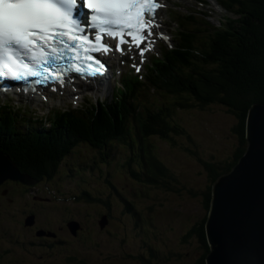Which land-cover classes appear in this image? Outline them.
I'll return each instance as SVG.
<instances>
[{
  "label": "trees",
  "instance_id": "1",
  "mask_svg": "<svg viewBox=\"0 0 264 264\" xmlns=\"http://www.w3.org/2000/svg\"><path fill=\"white\" fill-rule=\"evenodd\" d=\"M223 4L231 13L228 18L224 15L226 19L223 24H227L225 28L221 27L222 25L213 26L207 23L206 28L202 27L203 30H199V20L196 17H187L185 32L180 34L182 48L175 51V57H172L173 63H177L180 68V72L177 74L179 78L172 81L173 92L167 91L165 93L163 87H160V96L166 98L157 105L162 111L159 113L156 111L150 113L152 110L148 111L147 116L139 120V140L142 137L144 142L143 144L139 143L141 147L137 149L135 155H138L141 159L137 160L136 157H133L138 163L137 169H135V172L132 170L131 173L129 172L130 178L121 179L123 181L122 186L127 185V188L113 189L114 192L117 190L116 202L111 200L110 195L105 196L104 187L108 183L109 177H106L102 182L100 178L92 184L95 193L91 196L90 192L84 191V178L77 179L79 174L74 171L67 174V178L74 181L68 184L75 185L76 183V186L84 191L76 198H68V200L78 201L80 196H83L86 199L81 204V208H83L82 213H80L82 226L90 223L94 224L103 220L104 217L107 220L106 225H111V223L117 221L119 215L122 217L125 215V211L121 210L120 212L118 210L120 205H124L123 207L128 208V211H132L133 218L138 221L144 214L141 211H134L136 209L133 200L135 197L141 195L149 203L145 211L147 215V212H155L152 204H155L156 200L159 199L160 193L175 190L173 187L183 188L185 185L163 158L161 159L156 147L157 141L163 138L166 140L163 141L165 143L173 142L174 145H178L179 152L182 153L183 151V157L187 161L193 159L192 157H196L198 153L197 139L193 135L192 137L185 135V128L176 126L170 109H205L211 105H218L225 109L228 117L234 121L233 126L231 125V133L235 142H233L232 151L223 159L219 160L221 157H213L210 161L201 159L206 171L207 181L202 189L201 187L197 190H195V187L188 188V192L193 197L199 195L205 211L202 218L190 225L180 236L181 242L184 243L183 246L187 245L185 250L188 257L183 258V255L179 253H172L173 255L168 258H161L160 253L153 249L152 244L144 241L142 242V253L137 257L144 261L143 263L140 260L142 264H168L172 259L174 264H206L205 257L209 248L206 241L205 220L210 206L211 186L221 174L230 171L244 153L247 145L246 120L248 110L252 104L264 102V0H223ZM170 85L168 84V87ZM143 105H147V100L143 102ZM133 109H135V106ZM163 113L165 115H161ZM121 114L124 120L123 128L126 131L125 113H122V110ZM162 117H168L169 119H166L165 122ZM118 124L122 125V121L110 116L106 119L96 116L94 117L92 133L81 121L72 130L77 131L83 137L87 134L93 135L94 144L101 145L107 137H115L123 133V128L120 130ZM176 133L182 134L178 137L180 141L171 135ZM157 136L160 138H157ZM65 140V136H60L57 139L59 144H55V147L59 151L57 150L54 154L49 148L47 149V146L40 145L34 146L37 149L30 150L28 149L33 146H27L28 149L26 148L23 153H19L21 151L19 148V151H11L9 149L11 143L6 141H3V143L0 141V150L10 156L13 155L11 157L18 167L37 180H41L40 177L44 175L49 180H54L49 167L52 164L51 168L53 169L58 158L69 150V141ZM13 147L15 148V145ZM119 166L122 167L120 164ZM79 169L81 170V166ZM59 184L62 188L58 192L61 193L65 189V185L61 182ZM151 191H155L156 193L153 192L155 193L153 195L158 197L151 196ZM40 196L44 197V195ZM20 200L15 204L19 207L17 208L18 211L14 210L12 213L16 215L17 212L18 214L24 213V215H21L20 228L22 229L27 228L24 226L25 213H36L38 209H45L46 207L41 205L46 203L33 201L32 197L26 200L23 197ZM63 203L66 204L64 201ZM116 212L119 213L118 216H116ZM19 231H23V229ZM83 236L86 235L82 234V238ZM43 237L41 238L47 242L50 239L47 236L44 237L45 239ZM28 238L29 240H24V238L15 239L14 243L17 242L18 245L28 243L33 246L36 244V240L40 239L36 236ZM61 242L63 240L57 238L55 243L56 245H62ZM48 246L51 247L52 245L48 244ZM8 253V250L3 251V254ZM3 254L0 256V264H7V259L2 261V258L5 257ZM133 257L135 259V256ZM67 259L69 262H76L79 258L76 255H70ZM80 263L86 264L84 260Z\"/></svg>",
  "mask_w": 264,
  "mask_h": 264
},
{
  "label": "rangeland",
  "instance_id": "2",
  "mask_svg": "<svg viewBox=\"0 0 264 264\" xmlns=\"http://www.w3.org/2000/svg\"><path fill=\"white\" fill-rule=\"evenodd\" d=\"M211 1V6H208L207 10L213 9L214 2L211 3ZM206 2L208 3V1ZM217 10L211 19L214 26L219 25L216 21L217 18L224 21L223 14L225 12ZM223 21L221 27L225 28L227 24H223ZM173 117L174 123L176 122L186 129L185 135L195 136L198 141V153L196 157L187 161L183 157V151L179 152L178 145H174L173 142L157 141L156 147L161 159L163 158L185 185L179 189L173 187L175 190L160 193L159 197L153 195L156 193L155 191H151V196L159 198L155 204H152L154 213L147 212V215L145 214L149 203H146V200L140 195L133 200L137 210L144 214L140 217V220L143 221L135 220L132 211L128 212L127 208L120 205L118 210L125 211V215L123 217L119 215L120 218L118 217L117 221L111 225L107 226L101 221L85 224V226L81 225L73 234L68 227V221L73 220V216L81 220L82 202L64 200L62 196H56L51 202L40 204L46 208L38 209L35 213L36 229L45 230L49 234L48 242L38 236L40 239L36 240L37 242L33 246L28 243L18 245L17 242L14 243L15 239L29 240L28 237H35L33 233L36 230H31L28 227L19 231L22 230L20 228L21 215L24 213L18 214L17 212L16 215L12 213V209L18 208L15 204L23 198L21 192L14 190V196H11L14 198L12 201L7 192L0 190V199L2 200L0 202V256L3 251H9L8 254H3L5 257L2 258V261L7 259V264H81L82 260L86 264H142L141 259L137 257L142 253V242L144 241L150 242L153 249L160 253L161 258H168L173 255L172 253H179L183 255V258H187L188 253L185 250L187 245L183 246L180 236L183 231L205 214L199 195L193 197L188 192V188L195 187L197 190L201 187L202 189L207 181L201 159L210 161L213 157H221L219 159L221 160L232 151L235 139L231 133V125L233 126L234 121L228 117L225 109L218 105H211L205 109H179L178 114H174ZM178 137L179 134L174 136L180 141ZM136 151L137 149H132L134 157H136ZM45 185L43 183L41 187L44 188ZM71 189L72 194H78L81 190L78 186ZM105 192H107L106 189ZM43 193L47 196L50 195L45 191ZM160 211L164 212L160 213ZM25 214L29 215V212ZM82 234L86 236L82 238ZM57 238L63 240L62 245H56ZM48 244L52 246L50 247ZM70 255H76L79 259L76 262H69L67 258ZM145 255L147 256V254ZM133 256L139 261H136ZM172 260L168 264H174ZM141 261L144 263L143 260Z\"/></svg>",
  "mask_w": 264,
  "mask_h": 264
},
{
  "label": "snow or ice",
  "instance_id": "3",
  "mask_svg": "<svg viewBox=\"0 0 264 264\" xmlns=\"http://www.w3.org/2000/svg\"><path fill=\"white\" fill-rule=\"evenodd\" d=\"M159 6L144 0H0V66L6 70L0 71V76L21 78V74L12 67L29 68L18 55L20 53L24 58L49 66L62 59H78L80 57L75 55L65 56L66 52L82 48L77 40H82L83 55L100 65L96 71L105 65L89 55L91 52L107 54L112 50L142 57L154 43L151 39L153 28L158 38L163 35L160 32L159 14L154 11ZM81 9L90 10L88 22L79 19L88 15V11L81 12ZM88 28L94 30L91 39L85 31ZM73 30L75 34L65 40L64 37ZM125 30H129L127 35L131 37L133 45L129 50L120 47L129 43L124 39ZM107 36L120 37L119 43L113 47L107 42ZM141 43L145 44L144 48H140ZM137 48L139 52H135ZM135 67L140 71L139 65ZM18 90L38 91L28 87Z\"/></svg>",
  "mask_w": 264,
  "mask_h": 264
},
{
  "label": "water",
  "instance_id": "4",
  "mask_svg": "<svg viewBox=\"0 0 264 264\" xmlns=\"http://www.w3.org/2000/svg\"><path fill=\"white\" fill-rule=\"evenodd\" d=\"M246 141L236 164L211 186L205 220L206 264H264V102L248 110ZM0 156V183L6 178L34 182L7 157ZM27 220L30 224L33 217ZM105 222L103 218L101 223ZM68 227L73 234L78 229L75 222H69Z\"/></svg>",
  "mask_w": 264,
  "mask_h": 264
},
{
  "label": "bare ground",
  "instance_id": "5",
  "mask_svg": "<svg viewBox=\"0 0 264 264\" xmlns=\"http://www.w3.org/2000/svg\"><path fill=\"white\" fill-rule=\"evenodd\" d=\"M98 82V80H96ZM92 85V84H91ZM95 90L100 94L101 93V96L103 97H107V95L104 93V88H107L108 87V84L107 82H98V85H93ZM19 97H27V98H31V99H34L33 97H30L29 95H26L25 97L24 96H19ZM26 133V132H25ZM94 206H95V203H94ZM19 208V207H18ZM184 244V243H183Z\"/></svg>",
  "mask_w": 264,
  "mask_h": 264
}]
</instances>
